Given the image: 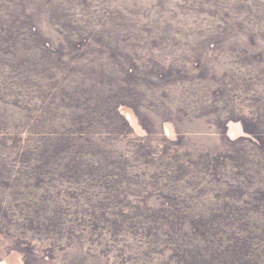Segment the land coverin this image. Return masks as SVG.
I'll list each match as a JSON object with an SVG mask.
<instances>
[{
    "label": "rangeland",
    "instance_id": "rangeland-1",
    "mask_svg": "<svg viewBox=\"0 0 264 264\" xmlns=\"http://www.w3.org/2000/svg\"><path fill=\"white\" fill-rule=\"evenodd\" d=\"M0 264H264V0H0Z\"/></svg>",
    "mask_w": 264,
    "mask_h": 264
}]
</instances>
